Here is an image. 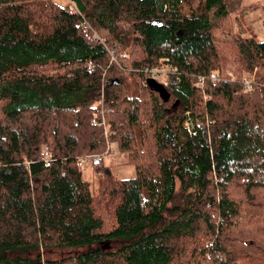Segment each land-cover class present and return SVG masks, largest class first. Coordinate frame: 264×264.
I'll list each match as a JSON object with an SVG mask.
<instances>
[{
  "label": "trees",
  "instance_id": "16d2710c",
  "mask_svg": "<svg viewBox=\"0 0 264 264\" xmlns=\"http://www.w3.org/2000/svg\"><path fill=\"white\" fill-rule=\"evenodd\" d=\"M69 1L0 0V264H264V40L225 0ZM230 43L235 80L198 87ZM112 143L136 175L94 194L78 159Z\"/></svg>",
  "mask_w": 264,
  "mask_h": 264
},
{
  "label": "rangeland",
  "instance_id": "374dc122",
  "mask_svg": "<svg viewBox=\"0 0 264 264\" xmlns=\"http://www.w3.org/2000/svg\"><path fill=\"white\" fill-rule=\"evenodd\" d=\"M198 3L199 0H189L188 2L189 6L193 8L198 5ZM224 3L225 8L227 10V16L230 21V26L227 24L226 25L230 27L229 33L232 32L233 37H254L257 40H264V0H225ZM222 30L225 31L224 28ZM217 38L220 40V43L224 42V38L223 36H221L220 33L217 35ZM228 46H232V50L227 49V59L220 66L223 69V71H221L224 72V74L220 73L221 75H227V72L229 71L235 72L240 61V57L238 55V52L236 51L235 46L231 43ZM223 49H225V46ZM263 73L264 65L260 64L257 65V67L249 74H254L256 78H258ZM241 89H243V87ZM242 91L244 92V89ZM210 99L211 96H205V100ZM170 103L171 98L168 104H166V106L171 107ZM110 146L112 150L111 152L106 153V155L104 156V163L100 166V168L103 166H109L115 176L119 178L135 176L136 168L133 164L130 163L128 153L120 152L115 143H112ZM82 170L84 178L89 180L91 183L93 193L99 194L104 185V177L102 170L99 171L98 167H92L90 164L82 166ZM245 252H247L248 255L252 256V258H245L246 264H251L253 262L255 263L253 258L257 259L258 255L255 254L254 250H243L241 253L244 254ZM71 253L72 250L69 248H64L62 250L55 249L51 250L50 252H44V257L57 259L61 257H66ZM242 256L244 257V255ZM239 263L243 264V260L239 261Z\"/></svg>",
  "mask_w": 264,
  "mask_h": 264
},
{
  "label": "built area",
  "instance_id": "2783aa9c",
  "mask_svg": "<svg viewBox=\"0 0 264 264\" xmlns=\"http://www.w3.org/2000/svg\"><path fill=\"white\" fill-rule=\"evenodd\" d=\"M91 69H94L93 65H90ZM171 69H163V68H146V72L149 73L156 81H159L163 85H168L169 83V73ZM196 85L198 87H202L207 81H212V82H219L221 80H235V76L232 71L229 72V74L224 77L218 72H211L206 75H198L196 77ZM230 78V79H229ZM257 83V78L254 74H246L242 78V85L244 90L249 91L253 89L255 84ZM199 119L195 120L193 117H187L184 124L188 131L193 134L196 133V123L199 125ZM111 146H109V152H111ZM104 156L103 154H87L81 158L78 159V165L79 166H84L87 164H90L92 167H98L101 166L104 163ZM41 157L42 161L45 166H50L52 162V157L50 155V152L47 147H43L41 150Z\"/></svg>",
  "mask_w": 264,
  "mask_h": 264
},
{
  "label": "crops",
  "instance_id": "0c3cea01",
  "mask_svg": "<svg viewBox=\"0 0 264 264\" xmlns=\"http://www.w3.org/2000/svg\"><path fill=\"white\" fill-rule=\"evenodd\" d=\"M54 3L62 7H70L71 2L69 0H52Z\"/></svg>",
  "mask_w": 264,
  "mask_h": 264
},
{
  "label": "water",
  "instance_id": "95a60500",
  "mask_svg": "<svg viewBox=\"0 0 264 264\" xmlns=\"http://www.w3.org/2000/svg\"><path fill=\"white\" fill-rule=\"evenodd\" d=\"M150 81H152L153 83L162 86L159 82L155 81L154 79H149Z\"/></svg>",
  "mask_w": 264,
  "mask_h": 264
}]
</instances>
